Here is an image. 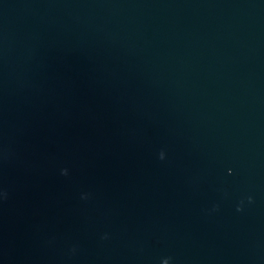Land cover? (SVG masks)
Segmentation results:
<instances>
[{"label":"water","instance_id":"water-1","mask_svg":"<svg viewBox=\"0 0 264 264\" xmlns=\"http://www.w3.org/2000/svg\"><path fill=\"white\" fill-rule=\"evenodd\" d=\"M165 262L264 264V0H0V264Z\"/></svg>","mask_w":264,"mask_h":264},{"label":"clouds","instance_id":"clouds-1","mask_svg":"<svg viewBox=\"0 0 264 264\" xmlns=\"http://www.w3.org/2000/svg\"><path fill=\"white\" fill-rule=\"evenodd\" d=\"M160 159H164V154L161 152L160 153ZM61 174L64 175V176H67L68 175V170L67 169H62L61 170ZM249 199H251V197H249ZM106 238V236H105ZM73 251H75V249H73ZM165 264H167V262H165Z\"/></svg>","mask_w":264,"mask_h":264}]
</instances>
